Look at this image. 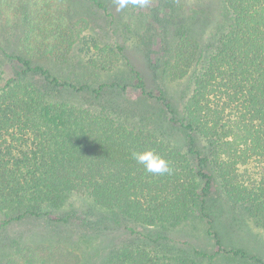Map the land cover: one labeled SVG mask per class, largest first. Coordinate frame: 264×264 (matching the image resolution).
Returning a JSON list of instances; mask_svg holds the SVG:
<instances>
[{
    "label": "trees",
    "instance_id": "16d2710c",
    "mask_svg": "<svg viewBox=\"0 0 264 264\" xmlns=\"http://www.w3.org/2000/svg\"><path fill=\"white\" fill-rule=\"evenodd\" d=\"M68 1L0 0V55L16 65V75L0 84V264H85L59 245L4 239L11 224L39 217L81 221L84 240L113 233L118 224L147 245L111 249L101 264H196L199 257L210 264L223 257L264 264L237 236V221L209 203L217 183L228 202L264 229V0H223L224 23L209 42L202 41L209 8L175 26L171 59L179 72L173 74L190 78L179 110L163 89H147L133 66V81L115 76L93 83L45 66L42 59L65 63L77 42L88 55L86 69L99 74L111 71L122 53L120 45L81 36L82 19L69 18ZM129 88L136 97L126 96ZM80 94L89 101L76 99ZM145 149L167 160L171 173H147L131 155ZM76 193L106 213L88 218L73 209L53 211ZM193 215L217 249L206 253L184 236L191 255L167 253L165 228L185 225Z\"/></svg>",
    "mask_w": 264,
    "mask_h": 264
},
{
    "label": "rangeland",
    "instance_id": "374dc122",
    "mask_svg": "<svg viewBox=\"0 0 264 264\" xmlns=\"http://www.w3.org/2000/svg\"><path fill=\"white\" fill-rule=\"evenodd\" d=\"M68 4L69 18L72 21L82 19L79 22L81 36L94 39L95 43L100 46L116 47L120 45L122 53L116 57L119 58V61L111 71H101L99 74L93 67L86 69L85 60L89 58L84 53L85 48L77 42L70 50L65 63H59L53 59H42L41 62L45 66L60 76H67L75 80L84 78L92 83L97 78L108 80L115 76L130 77L127 80L133 81L134 78L131 79V77L134 74L130 72V66H133L145 80L146 88L153 92L159 88L163 89L177 110L182 106V96L188 93L190 85L187 80L190 78L189 73H186L184 77L176 78L183 76L181 75L183 71L178 75L173 74L174 71L179 72L178 63H173L171 59L174 56L171 54L175 39L178 37L175 35V26L192 22L200 14V10L209 8L211 15L208 17L209 21L203 26L202 34V41L209 42L207 39L212 37L216 26L223 24L225 18L223 0H150L147 7L139 8L129 5L121 11H117L114 0H69ZM165 22H168L169 25L165 26ZM193 34L195 33L193 32ZM187 70H191V67ZM15 75V63L0 55V84ZM64 94L69 95L66 92H63ZM125 94L129 97L137 96L134 88H129ZM76 97V99L87 102L90 99V97L81 94ZM118 119L123 121L122 118ZM123 122L130 123L127 120ZM130 124L139 126V123L134 121ZM173 137H175L173 133L167 135L169 140ZM209 203L216 204L223 210L222 213H226L237 221L238 232L236 234L243 239V245L257 252L264 260V229L257 226L252 218L241 210L240 205L228 202L218 190L217 183L214 184ZM71 209L81 212L83 216H90V218L99 213L105 214L107 211L96 206L89 196L82 193L71 194L62 206L54 208L53 211L64 213ZM188 220L185 225L165 228V235L169 239L162 241L167 242L171 249L167 253L175 256L179 254L191 255L189 250L191 245L183 243L182 237L184 236H193L196 239L194 244L199 250L206 253L216 250L217 247L205 232L204 221L194 215L190 216ZM80 224L84 223L76 221L71 224H61L49 222L45 217L26 218L8 226L4 231L10 236L4 235L3 237L13 245H59L78 252L85 264L86 261L88 264H101L111 249L120 248L122 245L147 246L143 240H132V236H128L125 230L117 227L118 224H113L115 228L113 233H108L109 231L105 230L101 231L99 236L89 235L84 240V237L79 234ZM134 227L148 235H153L156 232V228ZM129 240H132L131 243L128 242ZM165 253L161 252V255ZM196 264H210V262L205 257H199L196 259ZM215 264L253 263L223 257L217 258Z\"/></svg>",
    "mask_w": 264,
    "mask_h": 264
},
{
    "label": "clouds",
    "instance_id": "9594fccd",
    "mask_svg": "<svg viewBox=\"0 0 264 264\" xmlns=\"http://www.w3.org/2000/svg\"><path fill=\"white\" fill-rule=\"evenodd\" d=\"M114 3L117 11H121L129 5L139 8L147 7L150 0H114ZM131 155L139 165L143 166L147 173L165 175L170 174L172 171L169 162L152 149L133 151Z\"/></svg>",
    "mask_w": 264,
    "mask_h": 264
}]
</instances>
